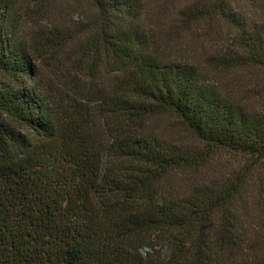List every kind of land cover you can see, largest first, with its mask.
<instances>
[{
  "label": "trees",
  "instance_id": "16d2710c",
  "mask_svg": "<svg viewBox=\"0 0 264 264\" xmlns=\"http://www.w3.org/2000/svg\"><path fill=\"white\" fill-rule=\"evenodd\" d=\"M248 74L264 0H0V264H264Z\"/></svg>",
  "mask_w": 264,
  "mask_h": 264
},
{
  "label": "rangeland",
  "instance_id": "374dc122",
  "mask_svg": "<svg viewBox=\"0 0 264 264\" xmlns=\"http://www.w3.org/2000/svg\"><path fill=\"white\" fill-rule=\"evenodd\" d=\"M60 11L61 12L58 11L55 13V17L58 20H60L62 16L64 15L63 13L64 11L63 10H60ZM36 65H37V71L39 73L40 79L43 82L52 83L55 87H58L57 86L58 83L55 80L53 81L51 78V74L49 72L50 67H48L45 63L40 62V60L36 62ZM66 75H69V74H68L66 67L63 66L61 68V71H59V73L57 74V78L60 77L61 79H66L68 78ZM246 81L248 82L247 88L245 90L247 92L245 93L246 98H248V100H252L251 98H255V102H258L261 105H264V76L259 75L257 77H254L248 74L246 75ZM226 87H227V90L232 94L235 91L239 90L238 86L235 83H228ZM253 93L255 94V97H252ZM87 104H88V107L92 111H94V108H95L94 103H87Z\"/></svg>",
  "mask_w": 264,
  "mask_h": 264
}]
</instances>
